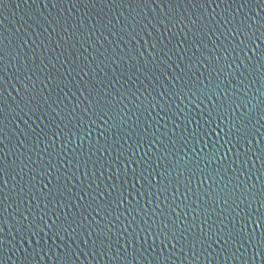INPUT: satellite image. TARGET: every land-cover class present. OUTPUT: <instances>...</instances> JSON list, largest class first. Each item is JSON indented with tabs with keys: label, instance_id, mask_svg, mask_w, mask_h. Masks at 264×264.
<instances>
[{
	"label": "water",
	"instance_id": "water-1",
	"mask_svg": "<svg viewBox=\"0 0 264 264\" xmlns=\"http://www.w3.org/2000/svg\"><path fill=\"white\" fill-rule=\"evenodd\" d=\"M262 203L264 0H0V264H264Z\"/></svg>",
	"mask_w": 264,
	"mask_h": 264
},
{
	"label": "snow or ice",
	"instance_id": "snow-or-ice-1",
	"mask_svg": "<svg viewBox=\"0 0 264 264\" xmlns=\"http://www.w3.org/2000/svg\"><path fill=\"white\" fill-rule=\"evenodd\" d=\"M243 34L246 35V33H243ZM233 35H235V33H233ZM241 43H243V41H241ZM253 51H254V49H253ZM140 55H143V53L141 52ZM161 96H163V93H161ZM105 123H107V121H105ZM225 202H226V201H225ZM261 206L264 207V203H262ZM257 222H258V223H259V222H264V214L261 215L260 220L257 221ZM244 226L247 227V225H244ZM175 238H176V237L173 236V239H175ZM225 243H227V241H225ZM261 244L264 245V241H262Z\"/></svg>",
	"mask_w": 264,
	"mask_h": 264
}]
</instances>
